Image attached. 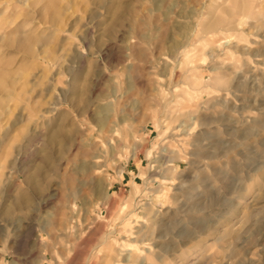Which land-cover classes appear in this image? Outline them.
<instances>
[{"label": "rangeland", "instance_id": "1", "mask_svg": "<svg viewBox=\"0 0 264 264\" xmlns=\"http://www.w3.org/2000/svg\"><path fill=\"white\" fill-rule=\"evenodd\" d=\"M0 264H264V0H0Z\"/></svg>", "mask_w": 264, "mask_h": 264}, {"label": "bare ground", "instance_id": "2", "mask_svg": "<svg viewBox=\"0 0 264 264\" xmlns=\"http://www.w3.org/2000/svg\"><path fill=\"white\" fill-rule=\"evenodd\" d=\"M163 3V2H162ZM110 144H112V141H110ZM199 246V245H198Z\"/></svg>", "mask_w": 264, "mask_h": 264}]
</instances>
